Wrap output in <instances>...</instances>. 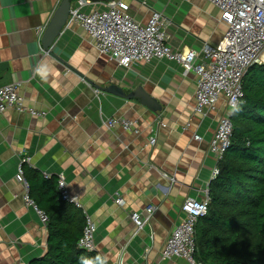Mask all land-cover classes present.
Returning a JSON list of instances; mask_svg holds the SVG:
<instances>
[{"label": "crops", "instance_id": "0c3cea01", "mask_svg": "<svg viewBox=\"0 0 264 264\" xmlns=\"http://www.w3.org/2000/svg\"><path fill=\"white\" fill-rule=\"evenodd\" d=\"M60 1L0 0V88L19 83L27 108L41 113L10 110L0 116V264H30L47 249V227L26 205L25 187L16 181L26 157L31 162L24 173L35 183L65 176L71 195L97 226L96 252L103 264H186L163 261L162 250L183 218L182 204L203 200L214 179L217 163L209 143L218 120L230 115L225 99L205 116L195 115L193 72L185 74L179 63L166 59L119 67L77 24L67 23L52 54L45 52L42 37ZM121 1L142 25L152 13H161L172 51L201 55L226 32L220 12L206 0ZM90 3L83 13L108 10V2ZM91 84L114 85L126 94L142 87L161 112ZM110 118L137 121L140 134L107 129ZM151 137L156 138L153 147ZM148 207L155 210L136 234L131 216H146Z\"/></svg>", "mask_w": 264, "mask_h": 264}, {"label": "built area", "instance_id": "2783aa9c", "mask_svg": "<svg viewBox=\"0 0 264 264\" xmlns=\"http://www.w3.org/2000/svg\"><path fill=\"white\" fill-rule=\"evenodd\" d=\"M206 1L220 12L226 32L221 42L214 46L206 45L201 55L195 50L172 51L165 32V17L154 12L147 24H139L128 15V6L121 0L108 2L106 11L94 9L89 13H83L81 10L91 3L77 0V5L71 6L68 24L81 26L93 40L97 50L114 60L119 67L129 69L136 63L166 59L179 63L185 74L193 72L197 76L194 100V114L197 116H205L216 108L220 99H225L230 115L218 120L209 143V152L217 163L213 171V178H216L219 174L218 165L231 145V115L244 98L243 78L252 66L264 65V0ZM198 60L200 63L196 64ZM19 87V83H13L0 88V116L10 110L40 116L41 113L27 108L19 94ZM105 127L109 130L121 129L126 133L140 134L138 122L126 118L107 119ZM194 140L201 142L202 138L195 135ZM149 145H156L155 137L150 138ZM30 162L29 157L22 159L16 181L25 187L26 205L33 207L38 212L42 224L47 225V215L38 210L29 196L23 166ZM57 182L61 198L82 210L85 216L79 248L89 253L96 252V224L84 210L80 199L71 195L63 174L58 175ZM116 204L123 206L124 201L117 198ZM208 206V191L203 200L189 198L182 204L183 218L165 242L162 250L163 261L181 260L186 264H195L193 255L196 226L199 219L207 214ZM154 210V207H148L146 216L143 213L132 214L131 221L136 234L143 229Z\"/></svg>", "mask_w": 264, "mask_h": 264}, {"label": "trees", "instance_id": "16d2710c", "mask_svg": "<svg viewBox=\"0 0 264 264\" xmlns=\"http://www.w3.org/2000/svg\"><path fill=\"white\" fill-rule=\"evenodd\" d=\"M242 83L231 145L196 226L195 264H264V65L248 69ZM24 174L30 199L48 217L46 253L30 264H103L99 253L79 248L85 216L61 198L57 178L35 183Z\"/></svg>", "mask_w": 264, "mask_h": 264}, {"label": "water", "instance_id": "95a60500", "mask_svg": "<svg viewBox=\"0 0 264 264\" xmlns=\"http://www.w3.org/2000/svg\"><path fill=\"white\" fill-rule=\"evenodd\" d=\"M75 0H61L54 15L52 16L49 24L47 25L43 37H42V47L45 52L52 54L51 49L56 42V40L60 37L62 32L67 26L70 9L72 3ZM95 4H99L102 2H112L114 0H86ZM94 88L98 90H104V92L118 96L120 98L126 100H134L137 101L140 105L148 109L154 114H158L161 112V106L159 103L150 95H148L142 87H138L133 92L126 94L122 89L117 86H110L107 89H101L96 85L91 84Z\"/></svg>", "mask_w": 264, "mask_h": 264}]
</instances>
